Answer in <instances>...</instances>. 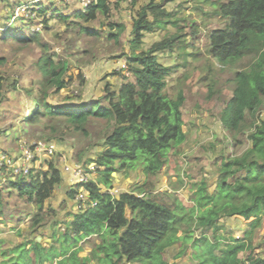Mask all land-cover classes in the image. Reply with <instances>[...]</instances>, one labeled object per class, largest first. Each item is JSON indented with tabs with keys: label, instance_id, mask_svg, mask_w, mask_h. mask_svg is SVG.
<instances>
[{
	"label": "trees",
	"instance_id": "trees-1",
	"mask_svg": "<svg viewBox=\"0 0 264 264\" xmlns=\"http://www.w3.org/2000/svg\"><path fill=\"white\" fill-rule=\"evenodd\" d=\"M112 1L91 0L85 10L75 11V19L56 3L54 7H48L47 1L37 3V10L33 8L32 11L43 18L42 24L46 26L51 19H58L78 28L81 34L98 36L99 32L88 24L101 16L110 19ZM126 1L132 6L141 2ZM164 4L163 0H146L142 4L134 19L136 38L132 40L131 51L129 55L122 53L128 60L129 75L120 70L114 72L123 78L119 88L112 89L110 83H106L103 98L95 101L62 104L50 99L52 92L57 94L70 86L66 79L69 61L54 58L48 46L42 43L38 31L17 28L4 34L6 41L10 38L23 46L36 44L42 47L37 65L44 89L36 95L28 90L34 97L31 98L33 104L23 114L26 124L43 131L56 130L57 123L43 125L40 122L45 118L61 120L73 133L86 140L93 135L92 122L105 121L100 123V150L84 162L89 166H82L87 173L94 168L100 177L75 182L68 192V198L73 201L83 190L88 193L73 219L65 222V235L74 240L68 244L71 247L60 250L54 243L45 246L40 242L35 234L46 226V220L42 213H35L31 226L18 231L26 239L16 247L1 251L6 258L9 252L23 257L11 264H173L167 254L179 243L190 244L198 260L200 256L204 257L201 264H264V249L258 250L262 246L259 239L256 243V233L264 220V122L258 123L264 105V0H218L213 3L214 14L221 23L207 33L208 55L219 64L229 66L234 82L229 99L219 110L221 123L228 132L229 142L231 139L235 146H240L246 138L250 147L243 155L225 157L216 189L202 184L188 209L174 193L157 190L154 181L169 161L170 153L178 155L180 145L185 142V94L182 90L172 96L168 93L167 79L175 66L167 65L159 58V53L164 50L175 51L176 45L182 50L189 47L183 39L185 27L180 25L181 34L171 33L148 50L142 47L146 33L165 30L167 24L179 26L180 20H171V13ZM12 5L14 9L16 4H9ZM0 13H4L1 7ZM9 19L8 16L5 22ZM31 19L25 18L24 23H30ZM108 26L115 31L109 37L116 40L125 31L121 22L110 21ZM184 55L185 66L188 64L186 56L190 54L186 50ZM4 61L0 58V65ZM4 80L10 79L1 76L0 86ZM9 84L11 90L19 88L16 80ZM83 153L81 149L79 161L84 159ZM47 164V170L34 169L27 176L9 181L21 197L39 204L41 210L64 180L58 160L48 159ZM137 167H143L146 175L142 183H137L130 191L110 192L115 172ZM100 183L107 189L103 190ZM128 210H131V216L127 215ZM234 217L250 221L249 227L235 230L220 222L223 218ZM55 225L54 222L53 229ZM209 231H212V237ZM230 231L244 232L241 237H236L228 236ZM92 236L100 237L101 241L94 244L90 256H81L82 247H76L77 243L82 239L89 242ZM3 242L4 239L0 240V245Z\"/></svg>",
	"mask_w": 264,
	"mask_h": 264
},
{
	"label": "rangeland",
	"instance_id": "rangeland-1",
	"mask_svg": "<svg viewBox=\"0 0 264 264\" xmlns=\"http://www.w3.org/2000/svg\"><path fill=\"white\" fill-rule=\"evenodd\" d=\"M45 1H47L48 7H54V3L60 8L64 7L65 11H63L70 15L71 19H75V11L81 8V0ZM163 1L165 8L171 13V20H180L179 26L167 24L165 30L146 33L142 47L144 50H148L155 42L161 41L171 33L181 34L183 29L180 28V25L185 27L183 39L189 44V47L182 50L176 45L173 52L164 50L159 53L160 61L175 66L167 79L168 93L172 96L182 90L185 94L183 104L185 142L180 145L181 152L178 155L169 154V161L156 175L154 181L157 190L174 193V197H179L181 203L188 209L187 206L192 204V197L202 184H208L212 190L216 189V182L220 176V168L223 166L224 158L243 155L245 150L250 147V142L248 144L246 138L244 144L240 146H235L231 139L229 142L228 132L222 126L219 115V110L231 95L234 82L232 81L233 71L228 68L229 66L219 64L216 59L208 55L207 51V33L218 28L221 23L219 17L214 14L213 3H217L218 0H209V3L194 2L193 0ZM21 2L22 0H0V7L4 12L0 13V31H2L0 33V58L5 59L4 63L0 65V77L10 79L9 81L4 80L0 86V121L4 122L1 123L4 128L10 129L11 133L16 135V139L9 136V140L6 139L7 137H0V141L7 140L12 143L9 147L6 142L0 143L1 152L13 155L16 149L18 154V138L46 141V143L53 142L56 152L53 155L39 158L35 163L37 164L36 169H48V159L58 160V164L64 171L66 166H89L84 162L95 157L100 150L102 143L100 123H105V121L94 120L92 122L93 135L86 140L73 133L69 126L61 120L45 118L40 122L43 125L57 123L56 130L43 131L39 127L26 124L27 122L23 121V114L33 104L31 98L34 96L32 95L39 94L44 89L42 75L37 65L38 59L42 55V47L36 44L23 46L10 38L6 41L3 36L9 30L17 28H21V30L25 28L29 32L39 31L42 36V43L48 46L49 51L54 54V58L57 60L67 59L70 64V70H68L66 77L70 86L60 93L52 92L50 99L62 104L95 101L103 98L106 83L109 82L112 89L117 90L119 88L123 78L121 75L113 74L114 72L120 70L123 74L129 75L128 60L122 53L129 55L131 51L132 40L136 38L133 33L134 19L146 0H141L137 6H132L126 0H113L110 19L107 20L101 16L88 24L89 27L95 28L99 32L98 36L81 34L78 28L57 21L58 19H51L49 26H46L42 24L43 18L35 16V13H23L18 17H12L15 12L12 10L13 5L9 6V4L18 5ZM200 8L202 9L200 10ZM31 9L30 7L28 11ZM31 15L30 23L25 24L22 19ZM8 16L11 19L6 23ZM110 21L121 22L125 25V31L118 40L109 37L110 33L115 32L108 26ZM186 50L190 55L186 56L188 64L184 66L183 56H185ZM13 80L17 81L19 87L16 90H11L9 84ZM28 90H31L33 94L30 95ZM259 115L258 123L264 122V105ZM20 128L22 130H19ZM5 131H2L1 134ZM81 149L84 150V159L79 161L78 153ZM9 177H0V240L4 239L0 245V264H11L23 260V257L18 256L15 252H9L6 258L1 254V251L10 246L16 247L26 239L25 235L18 234V231L21 228L31 226L35 213H42L46 220L45 229L43 228L41 232L36 233L35 237L45 246L54 243L60 250L65 246L70 248L71 245L68 244L73 243L74 240L70 235H65L64 230L65 222L69 216L58 218L53 207L54 204H62L59 207H63L64 202L70 201L79 209L80 203H84V201L76 202V199L73 201L68 198L69 182L66 183V179H64L63 183L56 188V193L54 192L46 202L44 209L41 210L39 204L31 203L27 198L21 197L18 190L11 186ZM88 177L95 179L100 175H97L95 169L91 167ZM11 178L14 181L18 179L15 176H11ZM145 178L143 167L118 170L114 174L111 191L114 193L130 191L137 183H142ZM101 186L103 190L107 189L104 184ZM127 215L131 216V210H128ZM228 219L230 218H223L220 222L228 224ZM238 219L241 221L239 225L245 228L249 227L250 221L242 217ZM56 221L58 224L55 225L54 230L52 226ZM51 229L54 230V233ZM243 232L234 231L232 233L230 231L226 233L228 236L233 234L236 237H241ZM197 233L199 234V232ZM208 234L212 237V231H209ZM256 234V243L259 239L262 244L261 250L260 248L258 250L262 252L264 249V243L261 242V240L264 241V220ZM39 235L40 237H38ZM49 238L51 241H48ZM86 241V239H82L76 245V247H82L81 256H90L94 244L99 243L101 239L98 236H92L89 242ZM192 249L190 244H176L170 248L167 258L173 264H201L204 257L200 256L201 258L198 260L197 253L192 252ZM31 256L34 257V253H31Z\"/></svg>",
	"mask_w": 264,
	"mask_h": 264
},
{
	"label": "built area",
	"instance_id": "built-area-1",
	"mask_svg": "<svg viewBox=\"0 0 264 264\" xmlns=\"http://www.w3.org/2000/svg\"><path fill=\"white\" fill-rule=\"evenodd\" d=\"M31 3L28 0L26 4L19 6L16 9L15 15H13V17H18L23 13H30L28 9L30 8ZM90 3L91 0H81V4L84 8L88 7ZM18 150V155L15 157L10 156V154H5L0 150V171L4 170L8 174H12V176L15 175V177L27 176L31 173V171H33L34 168H37V164L35 163L39 160V158L42 156L53 155L56 151V148L55 145L48 142L46 143V141L29 140L24 138L19 140ZM9 169H12V171ZM65 170L72 172L75 179L74 183L86 182L89 180L88 173L85 172L84 167L79 165L66 166ZM87 194L88 193L83 190L77 195L76 201H85Z\"/></svg>",
	"mask_w": 264,
	"mask_h": 264
},
{
	"label": "crops",
	"instance_id": "crops-1",
	"mask_svg": "<svg viewBox=\"0 0 264 264\" xmlns=\"http://www.w3.org/2000/svg\"><path fill=\"white\" fill-rule=\"evenodd\" d=\"M3 118V117H2ZM1 123H4V122H2V121H0V137H7L6 139L7 140H9V136L10 137H12V139H16V135H15V133H11V131H10V129H8L7 130V128H4V125L3 124H1ZM5 130H7V131H5ZM19 130H22V128H20ZM2 131H5L3 134H1L2 133ZM21 132V131H20ZM2 135V136H1ZM18 137H21V136H18ZM22 138V137H21ZM7 140H4V141H0V143H2V142H6V145L9 147V146H11L12 145V143H11V141H7ZM19 140H20V138H18V141H17V145H18V143H19ZM53 143V142H52ZM1 150V149H0ZM4 151H6V149H3ZM2 151V150H1ZM16 155H18L17 154V152H16V149L14 150V154L13 155H10V156H16ZM44 168H46L45 166H44ZM63 169V168H62ZM9 170H11L12 171V169H9ZM47 170V169H46ZM63 171V176H64V179H66V183L67 182H69V184L70 185H72L73 184V182H74V177H73V174H72V172H69V171H64V170H62ZM6 177V176H10L8 179L9 180H13L12 178H11V176H12V174H8L7 172H5L4 170H1L0 171V177ZM13 176H15V175H13ZM17 178H18V176H16ZM70 185H69V187H70ZM127 191V190H126ZM56 193V192H55ZM62 204H59V205H56V204H54L53 205V207L55 208V211H56V215L58 216V218H64L65 216L67 217V216H69V218L67 217V221H70V220H72L73 219V215H74V213H76L77 211H78V209L76 208V205L74 206L73 205V203H71L70 201H68V202H64L63 203V207H59V206H61ZM239 217H234V218H231V219H228V224H229V226L232 228V229H235V230H238V229H243V227H238L239 226V219H238ZM59 221H60V219H59ZM237 222V223H236ZM56 224H58V221H56ZM61 225V224H60ZM46 227V226H45ZM45 229V228H44ZM54 230H55V227H54ZM54 230L53 229H51V231H52V233H54ZM38 237H40V235L38 236ZM39 240V239H38ZM40 241V240H39ZM48 241H51V238H49L48 239Z\"/></svg>",
	"mask_w": 264,
	"mask_h": 264
},
{
	"label": "clouds",
	"instance_id": "clouds-1",
	"mask_svg": "<svg viewBox=\"0 0 264 264\" xmlns=\"http://www.w3.org/2000/svg\"><path fill=\"white\" fill-rule=\"evenodd\" d=\"M28 0H22V2L21 3H18V5H16L15 6V8L13 9L12 8V10L15 12L16 11V9L19 7V6H21V5H23L24 3H26ZM31 1H34V2H32L31 3V5H30V7L32 8L31 10H30V13H35V11H32L33 10V8H34V10L36 9L37 10V6H35L37 3H40V2H42V1H45V0H40V1H35V0H31ZM87 8V7H86ZM86 8H84L83 6H82V4H81V8L80 9H82V10H85ZM14 15V14H13ZM13 15H12V17H13ZM35 16H37V13H35ZM28 17H31L32 18V16H28ZM25 18H27V17H25ZM24 18V19H25ZM37 18V17H36ZM24 19H22L23 20V22H24ZM32 32V31H31ZM39 32V31H38ZM34 169H36V168H34ZM33 169V170H34ZM66 171V170H65ZM22 177V176H21ZM18 178H19V176H18ZM16 180V179H15ZM73 184H74V182H73ZM72 184V185H73ZM69 189H71V186L69 187ZM110 190V192L111 193H113L114 194V192L113 191H111V189H109ZM70 191V190H69ZM116 192H117V190H116ZM119 193V192H118ZM77 202V201H76Z\"/></svg>",
	"mask_w": 264,
	"mask_h": 264
}]
</instances>
